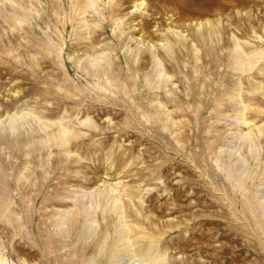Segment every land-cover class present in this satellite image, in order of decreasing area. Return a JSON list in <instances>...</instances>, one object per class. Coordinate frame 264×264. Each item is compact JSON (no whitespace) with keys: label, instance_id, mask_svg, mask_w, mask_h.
<instances>
[{"label":"rangeland","instance_id":"obj_1","mask_svg":"<svg viewBox=\"0 0 264 264\" xmlns=\"http://www.w3.org/2000/svg\"><path fill=\"white\" fill-rule=\"evenodd\" d=\"M0 264H264V0H0Z\"/></svg>","mask_w":264,"mask_h":264},{"label":"bare ground","instance_id":"obj_2","mask_svg":"<svg viewBox=\"0 0 264 264\" xmlns=\"http://www.w3.org/2000/svg\"><path fill=\"white\" fill-rule=\"evenodd\" d=\"M94 2V1H93ZM92 3V2H91ZM96 4V3H95ZM90 5V4H89ZM87 6V5H86ZM89 7V6H88ZM63 129V128H62ZM61 130V129H60ZM61 132V131H60ZM60 137V136H59ZM66 141V140H65Z\"/></svg>","mask_w":264,"mask_h":264}]
</instances>
